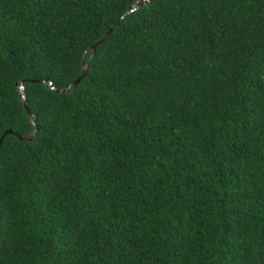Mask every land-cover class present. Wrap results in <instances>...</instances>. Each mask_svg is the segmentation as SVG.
Masks as SVG:
<instances>
[{"label": "trees", "instance_id": "1", "mask_svg": "<svg viewBox=\"0 0 264 264\" xmlns=\"http://www.w3.org/2000/svg\"><path fill=\"white\" fill-rule=\"evenodd\" d=\"M137 1L0 0V264H264V0Z\"/></svg>", "mask_w": 264, "mask_h": 264}, {"label": "water", "instance_id": "2", "mask_svg": "<svg viewBox=\"0 0 264 264\" xmlns=\"http://www.w3.org/2000/svg\"><path fill=\"white\" fill-rule=\"evenodd\" d=\"M149 0H139L137 1L133 6H131L127 11L126 13L121 17V18H124L127 14H129L130 12H133L135 10H137L138 8H140L142 5H144L145 3H147ZM112 29H110L108 32H106L98 41H96L94 44H92L91 46L88 47V49L86 50L87 51H91L92 52V56H94L95 52H96V49L97 47L104 41V39L108 36V34L111 32ZM88 66H89V62H86L83 66V72H82V75L80 77H78L77 79H75L74 81H72V83L70 85H68L66 88L64 89H57L58 92H68V91H73L77 86L78 84L80 83L81 79L85 76L86 72H87V69H88ZM51 84V87L52 88H55L54 85H52V82H50ZM20 93H21V97L25 103V109H26V112H27V116L29 118V120L35 124V118H34V115L31 113L27 103H26V93H25V88H24V85L21 83L20 84ZM38 130V127L36 126L35 127V131L30 134V135H20V134H17V137L21 140H25V141H28V140H31L34 135L36 134V131ZM8 133H13V131L11 129L7 130L4 135L2 136V138L0 139V145H2V141H3V137L8 134Z\"/></svg>", "mask_w": 264, "mask_h": 264}, {"label": "snow or ice", "instance_id": "3", "mask_svg": "<svg viewBox=\"0 0 264 264\" xmlns=\"http://www.w3.org/2000/svg\"><path fill=\"white\" fill-rule=\"evenodd\" d=\"M43 110V109H42ZM7 116L5 115V111L0 109V123H3L7 120ZM6 155L5 149L2 145H0V156Z\"/></svg>", "mask_w": 264, "mask_h": 264}]
</instances>
